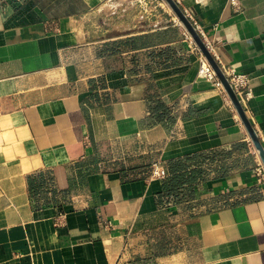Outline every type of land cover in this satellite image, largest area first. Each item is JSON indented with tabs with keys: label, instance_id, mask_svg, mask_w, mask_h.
Instances as JSON below:
<instances>
[{
	"label": "crops",
	"instance_id": "crops-1",
	"mask_svg": "<svg viewBox=\"0 0 264 264\" xmlns=\"http://www.w3.org/2000/svg\"><path fill=\"white\" fill-rule=\"evenodd\" d=\"M159 1L0 0V264H264L261 159ZM176 1L264 146V0Z\"/></svg>",
	"mask_w": 264,
	"mask_h": 264
},
{
	"label": "water",
	"instance_id": "water-1",
	"mask_svg": "<svg viewBox=\"0 0 264 264\" xmlns=\"http://www.w3.org/2000/svg\"><path fill=\"white\" fill-rule=\"evenodd\" d=\"M169 9L172 11V13L176 16L177 20L180 22V24L185 28L189 36L192 38L193 42L196 44L200 52L203 54L205 59L208 61L212 69L214 70L216 76L220 80L224 90L226 91L227 95L229 96L233 106L235 107L237 113L240 116V119L245 126L249 137L251 138V141L253 145L255 146L257 153L261 159L262 165L264 167V146L261 143L259 136L257 132L255 131L252 123L250 122L246 111L244 109V106L240 100V98L237 96L232 84L230 83L229 78L225 74L222 67L217 62L216 58L212 55L210 49L204 42L203 38L201 37L200 33L198 32L197 28L193 24V22L190 20V18L187 16V14L184 12V10L179 6L176 0H163Z\"/></svg>",
	"mask_w": 264,
	"mask_h": 264
},
{
	"label": "built area",
	"instance_id": "built-area-1",
	"mask_svg": "<svg viewBox=\"0 0 264 264\" xmlns=\"http://www.w3.org/2000/svg\"><path fill=\"white\" fill-rule=\"evenodd\" d=\"M231 4L237 11L241 9L239 0H231ZM199 77L201 79L206 80L209 83H212L217 88L223 90V86L220 80L218 79V77L216 76L214 70L212 69L208 61L203 57L200 63ZM228 78L239 98H242L243 100H245L246 98L251 96L250 79L248 76L237 73V72H232ZM256 175L258 177V183L264 184L263 165L259 166L256 169ZM167 176H168V172L164 166H162L159 163L154 165L153 178L164 179Z\"/></svg>",
	"mask_w": 264,
	"mask_h": 264
},
{
	"label": "rangeland",
	"instance_id": "rangeland-1",
	"mask_svg": "<svg viewBox=\"0 0 264 264\" xmlns=\"http://www.w3.org/2000/svg\"><path fill=\"white\" fill-rule=\"evenodd\" d=\"M159 4L164 5L167 8V10H169V7L166 5V3L163 0H161L159 2H155L153 6L154 7L157 6V9L159 10V9H161V7L159 6Z\"/></svg>",
	"mask_w": 264,
	"mask_h": 264
}]
</instances>
